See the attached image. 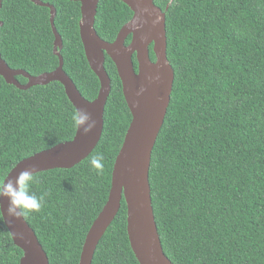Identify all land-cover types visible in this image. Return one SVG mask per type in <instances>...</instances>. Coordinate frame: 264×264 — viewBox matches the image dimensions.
Masks as SVG:
<instances>
[{"label": "trees", "instance_id": "16d2710c", "mask_svg": "<svg viewBox=\"0 0 264 264\" xmlns=\"http://www.w3.org/2000/svg\"><path fill=\"white\" fill-rule=\"evenodd\" d=\"M1 1L3 60L32 76L56 70L49 9L29 0ZM42 1L57 9L65 72L83 97L94 100L100 82L85 55L77 2ZM170 2L155 0L166 13L175 80L150 168L164 252L174 264H264V0H173L166 11ZM132 15L122 1L99 0L95 30L113 42ZM150 56L155 61L152 45ZM105 67L112 90L94 151L71 169L30 176L20 191L21 212L50 264H79L132 120L109 56ZM77 124L60 83L20 90L0 76V194L19 162L72 140ZM22 256L0 209V264H20ZM92 264H139L128 238L125 200Z\"/></svg>", "mask_w": 264, "mask_h": 264}, {"label": "water", "instance_id": "95a60500", "mask_svg": "<svg viewBox=\"0 0 264 264\" xmlns=\"http://www.w3.org/2000/svg\"><path fill=\"white\" fill-rule=\"evenodd\" d=\"M31 1L51 9L54 53L59 58V66L52 72L32 76L25 70L12 69L0 54V76L7 84L20 90L60 83L77 111L78 124L72 140L22 160L3 183L0 209L15 245L23 251L20 264H50L35 231L21 212V188L30 176L37 173L75 167L98 145L104 129L105 107L112 90L111 78L105 67L106 56L116 66L132 120L116 157L108 200L87 233L79 264H92L97 247L116 219L123 200L127 206L128 238L139 264H174L163 249L150 185L152 153L165 121L175 80L167 54L166 13L155 5L154 0H121L134 16L121 28L113 42H107L95 30L99 0H79L82 2L81 41L90 68L100 82L98 96L89 101L64 70L63 38L55 26L56 10L39 0ZM168 9L169 6L166 11ZM129 36L132 40L127 44ZM151 45L155 61L151 60ZM18 76L27 79V83H20Z\"/></svg>", "mask_w": 264, "mask_h": 264}, {"label": "flooded vegetation", "instance_id": "af4514ba", "mask_svg": "<svg viewBox=\"0 0 264 264\" xmlns=\"http://www.w3.org/2000/svg\"><path fill=\"white\" fill-rule=\"evenodd\" d=\"M29 1H31V0H29ZM40 2H42V3H45V4H49V5H51V6H53V8L56 10V16H57V9H56V7H55V5L53 4V3H50V2H44V1H42V0H39ZM56 2H58L59 4H63L64 3V0H55ZM67 1H73V2H77V4H78V6H79V10H80V12H81V8H82V2L81 1H79V0H67ZM119 1H121V0H119ZM172 1V0H171ZM32 2V1H31ZM33 3V2H32ZM154 3H155V0H154ZM35 4V3H34ZM125 4V3H124ZM35 5H37V4H35ZM126 5V4H125ZM156 5V4H155ZM170 5V3L167 5V6H169ZM37 6H39V5H37ZM128 6V5H127ZM157 6V5H156ZM167 6H166V8H167ZM42 7V6H41ZM129 7V6H128ZM158 8H160L161 9V7H159V6H157ZM46 8H48V7H46ZM49 9V11H50V23H51V9L50 8H48ZM131 10V9H130ZM162 10V9H161ZM133 13V12H132ZM133 16H134V14L132 15V18H133ZM56 18V17H55ZM131 18V19H132ZM131 19L129 20V22L131 21ZM81 20H82V13H81ZM81 22V21H80ZM128 40H130V42H131V40H132V36H129L128 37V39H127V41Z\"/></svg>", "mask_w": 264, "mask_h": 264}]
</instances>
